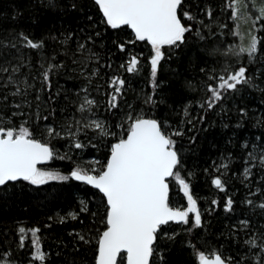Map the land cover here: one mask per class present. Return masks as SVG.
<instances>
[{"label":"snow or ice","instance_id":"snow-or-ice-1","mask_svg":"<svg viewBox=\"0 0 264 264\" xmlns=\"http://www.w3.org/2000/svg\"><path fill=\"white\" fill-rule=\"evenodd\" d=\"M37 5L84 23L46 33L59 42L51 49L23 28L0 27V202L50 182H82L95 191L79 199L78 210L46 217L44 229L77 222L70 241L56 237L55 253L45 246L52 233L39 222L13 220L0 232V264H174L177 243L190 248L196 264H264V116L259 135L237 139L239 156L227 151L212 174L225 212L246 206L220 233L223 243L212 232L220 197L202 205L196 194L198 172L208 169L188 163V145L218 124L232 128L234 142L253 90L264 108V0H26L34 22L41 19ZM15 8L19 18L21 5ZM7 19L0 16V25ZM138 43L148 51L136 53ZM113 48L129 57L115 69ZM185 57L183 72L172 69ZM165 69L192 93L175 123L157 115L168 102ZM132 78L145 79L150 91L137 93ZM89 149L107 151L86 158ZM57 159L67 170L47 163ZM236 159L242 172L232 171ZM231 178L246 190L242 201L229 194Z\"/></svg>","mask_w":264,"mask_h":264},{"label":"trees","instance_id":"trees-1","mask_svg":"<svg viewBox=\"0 0 264 264\" xmlns=\"http://www.w3.org/2000/svg\"><path fill=\"white\" fill-rule=\"evenodd\" d=\"M35 2V0H33ZM91 4V0H88ZM26 0H0V16L7 14L8 19L3 22L0 27L3 28H23L28 31L30 35L34 38H45L49 49L54 46H59L57 41L54 45L53 42L46 37V33L49 31L54 34H59L57 29L63 27L75 28L77 23L83 26V18H76L74 16H63V14L56 9H45L41 5H37L39 12L37 15L41 16L39 21L34 22L32 17V12L26 10L23 5ZM21 5V16L17 18L15 16V5ZM235 30V29H234ZM115 38V37H113ZM234 44L236 41H232ZM111 47V45H109ZM130 48L132 46H129ZM148 51V48L143 43H138L135 46V52L139 53ZM63 58V56H61ZM128 55L123 52L116 51L114 48L112 50L111 59L114 61L113 69H115L118 64L124 63L128 59ZM187 61V57L184 61L177 64L172 63V69H179L183 72ZM113 70H109L111 73ZM119 74L126 77L132 74L127 73L123 68L119 69ZM187 75V73H185ZM161 78L169 79V83L166 85L165 91L168 93L166 99V104H161L158 107L157 115L163 116L165 118H170L174 123L183 119V114L181 111L182 101L186 100L192 93L187 91L182 87V79L178 76H171V70L165 69ZM61 85H64L65 81H60ZM131 84L137 93L141 87H144L145 91H150V84L146 82L143 78H132ZM68 87L71 88V82H68ZM105 88L107 85L105 84ZM101 97L103 93H100ZM255 97V99H253ZM260 93L253 90L252 96L246 101L250 106L249 119L245 121L244 127L237 131V137H233V143H228L229 137L231 136L232 128L222 129L217 127L209 129L207 132L200 133L196 144H189L188 147L192 148L193 151L189 153V166H195L197 170L207 168L208 172L199 171L198 174L200 179L196 183V194L202 197V205H206L215 196L220 197L221 207L216 209L212 214V232L215 234L216 240L223 243L224 237L220 235L221 232H225L229 224L235 223L234 217H239L242 211L246 210V206L243 204L237 205V212L235 214L227 213L223 209V204L225 202V193L215 189V186L211 184L212 174L216 173V168L220 167L221 160L227 151L235 153L237 156L240 154V146L235 142L237 139L242 141L246 137H250L253 132L259 135V129L257 128V120L264 116V108H262L260 103ZM129 99L131 100V94H129ZM240 103V101H237ZM172 109H175L173 111ZM101 115H105L101 111ZM235 116V113H232ZM235 126V121H233V127ZM187 144V139L184 141ZM107 149H102L101 152H97L95 149H89L86 153V158H91V156H96L97 158H102L103 153ZM215 162V166H213ZM54 168H60L61 170H67L68 162L62 160H55L50 163ZM233 172H242V162L236 159L232 164ZM223 171V169H221ZM226 175L231 176V173H226ZM230 191L229 194L233 195L234 199L242 201L246 195V190L243 184L240 182L239 178H231L230 181ZM234 186V187H233ZM39 188L40 191L36 192L33 189ZM95 190L83 184L82 182H50L49 185L42 186H31V188H25L23 194L17 197L10 198L9 202L5 205L0 202V232H3L5 228H10L12 226L13 220L18 221H28L29 224L39 222L42 226V230L45 233L51 232L52 237L49 239L45 236V246L49 245L52 247L55 253L58 249L56 245L59 241L56 237L62 240L70 241V229L77 224L76 221H65L63 224L53 221L52 229H44L43 225L47 222L46 217L50 215H63L65 212L71 210H78L77 204L79 199L90 197V195ZM174 202L184 203L179 197L176 198ZM215 208V205H213ZM30 218V219H29ZM183 239V234L178 238ZM211 239V236H209ZM215 242V241H213ZM193 243H196L195 237L193 238ZM71 250V244L69 248L64 249L65 252ZM190 248L185 245L183 250H180V244L177 243L176 247L172 250L171 259L174 264H196L195 258L190 254ZM54 260H59V257L53 256Z\"/></svg>","mask_w":264,"mask_h":264},{"label":"water","instance_id":"water-1","mask_svg":"<svg viewBox=\"0 0 264 264\" xmlns=\"http://www.w3.org/2000/svg\"><path fill=\"white\" fill-rule=\"evenodd\" d=\"M47 163H50V162H47ZM91 187V186H90Z\"/></svg>","mask_w":264,"mask_h":264}]
</instances>
